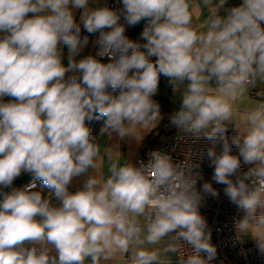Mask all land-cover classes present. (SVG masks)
Masks as SVG:
<instances>
[{
	"label": "clouds",
	"instance_id": "obj_1",
	"mask_svg": "<svg viewBox=\"0 0 264 264\" xmlns=\"http://www.w3.org/2000/svg\"><path fill=\"white\" fill-rule=\"evenodd\" d=\"M120 3L0 0V264H214L200 209L219 192L197 188L205 155L237 210L236 239L264 256V0ZM122 17L146 21L143 43ZM82 28L97 52L77 60ZM161 76L179 99L171 123L210 147L133 163L91 138L102 119V134L141 142L162 119ZM23 173L31 183L3 191Z\"/></svg>",
	"mask_w": 264,
	"mask_h": 264
},
{
	"label": "built area",
	"instance_id": "obj_2",
	"mask_svg": "<svg viewBox=\"0 0 264 264\" xmlns=\"http://www.w3.org/2000/svg\"><path fill=\"white\" fill-rule=\"evenodd\" d=\"M103 2L117 10L122 7L120 0H103ZM228 6H233L232 0H228ZM121 23L125 24V34L127 35L131 26L126 24L123 17L121 18ZM96 52L97 47L94 44L91 55H95ZM102 62H108L107 58H103ZM233 134V129H229L227 135L231 136ZM210 146L211 142L202 137L197 139L189 133L168 132L162 138L152 143H144L140 147L134 163H137L139 160L147 161L148 153L152 150L168 151L174 160H180L189 151L195 154L201 150H206ZM217 150H220L219 146ZM236 151L233 148V152ZM192 158L195 159V155ZM213 172L214 169L209 167V161L205 155L200 167V176L202 179L198 180L197 188L202 190L203 183L209 182L219 192L217 198L206 196V203L200 209L201 214L206 218L208 227L211 230L212 243L217 247L218 255L214 264H264V256L259 255L255 244L241 243L236 239L234 219L238 218L237 210L224 195L223 189L225 186L215 183L212 179ZM31 182L32 179L24 182L19 187H24ZM35 183L37 186L38 181Z\"/></svg>",
	"mask_w": 264,
	"mask_h": 264
},
{
	"label": "crops",
	"instance_id": "obj_3",
	"mask_svg": "<svg viewBox=\"0 0 264 264\" xmlns=\"http://www.w3.org/2000/svg\"><path fill=\"white\" fill-rule=\"evenodd\" d=\"M241 2V0H232V4L238 5ZM101 4H104L103 0H100ZM79 18V12H76V19ZM82 35H89V44L83 49V51L79 54V56L76 57L77 60L83 58L84 56H87L89 54H92L93 48H94V41L96 40V35H90L87 34L83 28H82ZM142 37L140 39V43H143ZM67 56H68V50L66 47L63 48V63L67 65ZM155 59V58H153ZM158 94H161L167 98L169 101V118L170 116L179 108V99L177 96H174L172 93L171 88L168 85V79L166 77H163V80L160 81L159 84V92ZM5 101H7L9 98L5 97ZM161 113V121L159 122L158 126L153 129L151 132H148L144 135L141 142H137L135 139L132 138H124L123 140H118V137L115 133H113L112 137L109 138V136L105 133H101V129L103 127L104 121L101 124V126L95 131L93 140L98 142L102 147L109 146L116 144L119 142L120 149L123 152L124 156L128 159H130L133 163L134 160L139 152L140 147L144 143H152L153 141L162 138L166 133L168 132H177V133H187L183 131L182 129L177 128L175 125L171 123L169 118H166V114L162 111ZM229 129H232V126L229 125ZM92 170L90 169L88 173H85L79 177L73 178L72 183L69 185L70 191H76L78 188L82 187L84 180L87 178L88 175H90ZM53 202L55 204H58V200L55 199V197L52 198ZM245 243L255 244V241H253L250 238H246Z\"/></svg>",
	"mask_w": 264,
	"mask_h": 264
},
{
	"label": "trees",
	"instance_id": "obj_4",
	"mask_svg": "<svg viewBox=\"0 0 264 264\" xmlns=\"http://www.w3.org/2000/svg\"><path fill=\"white\" fill-rule=\"evenodd\" d=\"M145 23H146V21L142 22V25L140 27V30L138 32V35H137L135 41L140 42L141 33L143 31ZM82 34H83V32H82ZM161 80H163V76H161L160 81ZM153 99H155L159 103L160 111H162V112H164L166 114V118H169V116H168L169 115L168 114L169 113V108H168L169 107V101L167 100V98L165 96L161 95V94H157ZM169 120H170V118H169ZM102 123H103L102 119L101 120H96V122L94 123V125L90 129L91 130V138H93L95 131H97V129L101 126ZM35 190L41 191L45 197L49 196V194H50L49 193V189H47L40 181H38Z\"/></svg>",
	"mask_w": 264,
	"mask_h": 264
},
{
	"label": "water",
	"instance_id": "obj_5",
	"mask_svg": "<svg viewBox=\"0 0 264 264\" xmlns=\"http://www.w3.org/2000/svg\"><path fill=\"white\" fill-rule=\"evenodd\" d=\"M142 22L141 21L140 23H138L137 25L135 26H131V28L129 29L128 31V34L127 36L132 39V40H135L137 35H138V32L140 30V27L142 25ZM97 119H93L91 122H88V127L91 129L92 126L94 125V123L96 122ZM32 179V175L29 174V173H25L23 175H21L20 177H18L14 182H13V185L10 186L9 188L7 189H4L3 191L4 192H8V191H11V188L13 187H19L21 186L24 182L28 181V180H31ZM0 198H2V195H0Z\"/></svg>",
	"mask_w": 264,
	"mask_h": 264
}]
</instances>
